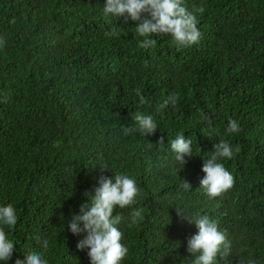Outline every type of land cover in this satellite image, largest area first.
<instances>
[{
	"label": "trees",
	"instance_id": "1",
	"mask_svg": "<svg viewBox=\"0 0 264 264\" xmlns=\"http://www.w3.org/2000/svg\"><path fill=\"white\" fill-rule=\"evenodd\" d=\"M105 4L0 0V206L18 216L15 226L0 224L15 245L0 264L33 251L48 264H91L77 249L86 233L67 224L89 202L85 191L94 195L101 176L115 183L116 173L140 191L113 215L144 209L137 223L117 226L128 248L121 264H192L187 239L198 229L176 208L207 215L226 234L230 248L216 264H264V0H183L199 42L177 48L171 35L153 34L147 49L136 22L105 15ZM136 89L148 103L139 104ZM173 93L176 104L160 108ZM136 111L154 117L155 134H124ZM229 120L238 133L226 132ZM181 133L193 148L184 165L170 148ZM221 140L240 151L219 161L234 184L212 198L201 188L202 166Z\"/></svg>",
	"mask_w": 264,
	"mask_h": 264
},
{
	"label": "clouds",
	"instance_id": "2",
	"mask_svg": "<svg viewBox=\"0 0 264 264\" xmlns=\"http://www.w3.org/2000/svg\"><path fill=\"white\" fill-rule=\"evenodd\" d=\"M105 15L112 14L116 17H124L136 22V33L144 39L139 47L147 49L156 45L155 39L148 37L160 34L171 35L173 43L177 48L189 47L199 42L201 33L197 27L198 20L194 12L189 11L183 4V0H106L103 7ZM197 11L203 12V7ZM118 33L113 30L106 33L115 36ZM141 106L148 103L140 89H136ZM178 97L176 94L169 95L159 106L165 108L169 104L175 105ZM134 126H125L122 131L125 135L139 133L141 136L155 134L158 125L154 117L141 111L133 115ZM206 122L211 125L212 118L206 117ZM238 121L229 120L226 132L228 134L238 133ZM161 149L164 148V138L158 141ZM170 148L175 153V159L183 165L185 156H191L193 152L192 139H186L183 133L178 134L175 139L170 140ZM235 152H239V146H231L227 141L221 140L214 144V150L210 152V158L204 159L202 171L205 176L201 179V188L209 197H218L233 187L234 178L230 172L219 162L222 159H231ZM181 187L191 189L186 180H182ZM92 192L85 191L84 196L88 198L87 203L80 205L79 213H73L67 228L73 235L79 236L86 233L83 239L77 243L78 250L87 249V255L91 264H121L128 255V248L121 243L122 232L117 227L126 220L129 226L137 223L143 217L144 209L133 208L128 217L121 213L113 215L116 206L125 209L136 202L140 189L134 178L127 174L116 173L115 183L112 179L101 176L98 186ZM177 215L182 220L194 222L198 231L187 239V251L192 254V264H216L218 256H226L230 244L227 242L226 234L218 230L216 222L210 220L207 215L193 218L176 208ZM18 216L15 208L8 204L0 206V224L4 226H15ZM40 243V238L37 237ZM43 249L48 248V240L42 241ZM15 250L14 243L8 238L3 227H0V261H9ZM16 264H48L41 252H30L24 260H16ZM254 264V262H249Z\"/></svg>",
	"mask_w": 264,
	"mask_h": 264
}]
</instances>
